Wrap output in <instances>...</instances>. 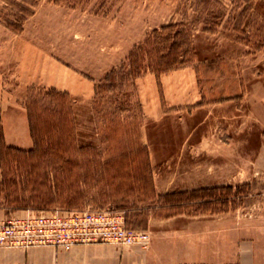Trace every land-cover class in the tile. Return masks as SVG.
I'll return each instance as SVG.
<instances>
[{
    "label": "rangeland",
    "instance_id": "rangeland-1",
    "mask_svg": "<svg viewBox=\"0 0 264 264\" xmlns=\"http://www.w3.org/2000/svg\"><path fill=\"white\" fill-rule=\"evenodd\" d=\"M24 8H27V11L33 10L34 14L23 23V31L18 34L7 28L5 24L7 20L24 17L27 14ZM181 22L185 25L186 31L183 49L187 53L184 58L190 63L193 61L197 64L206 63L215 61L218 57L228 56L234 58L237 56L242 60L244 56L264 58L263 1L0 0V81L4 85L5 94L10 99L25 103L32 88L33 93H36L38 87L28 90L19 87L18 70L22 63H29L28 66L32 67V63L40 64L44 59L57 60L82 76L95 78L98 83L104 81L103 76L113 67L117 70L116 89L98 96L95 102L103 141L100 144L98 140L95 146H87L88 141H94L90 138L92 133L86 123L80 129L79 140L83 145L80 148L84 150L72 152V156L83 163L87 159H93L96 153H102L106 146L113 148L112 151L116 153L122 146L127 148L132 145L131 140H136L138 134L137 126L144 119L138 108L134 80L128 74L129 64L126 59L132 49L143 44L154 29ZM206 25L215 32H204L203 28ZM258 46L262 47L261 51L256 49ZM254 62L251 59L248 63L244 61L241 65L238 63L237 69L245 67L252 71L255 67L258 70L263 68L264 61H260L257 65H254ZM241 74L236 81L227 76L213 86L218 88L219 85L220 88L224 87L234 92L241 82L242 89L244 86ZM251 76L247 78H254ZM99 79L103 80L99 81ZM210 82L212 81H209L207 88L210 87ZM201 117V112L193 116L184 112L166 115L159 124L143 122L147 125L144 130V141L150 147L160 185L170 188L190 183L193 186L205 185L201 183L202 180L201 182L194 180L195 177L193 180L189 179V175L187 178L176 179V176L180 174L184 176L185 173L190 175L196 173L195 175L201 176L198 168L204 160H200L199 155L189 154L183 148L188 133L191 132L189 137L192 140L200 137L201 127L192 128ZM121 119L124 122L123 134L122 131L115 130L117 122ZM253 130L243 128L241 132V144L238 146L244 158L259 146V131L254 134ZM115 131L117 134H113ZM107 135H110V138ZM118 137L124 139V145L116 143L120 139ZM180 154L181 157L178 159L177 156ZM204 163L216 166L218 162L209 160ZM54 165L55 160L50 154L35 160L23 159L16 153L6 155L0 163V206L3 208L1 214L14 213L16 208L24 207L30 208L25 211L41 212L42 210L31 209L39 208L42 204L31 197V192L47 191V188L41 186L45 184V172L42 168L52 170ZM241 165L242 169L251 166L246 160H242ZM35 167L40 168L39 176L30 179L29 172ZM213 171H209V182L205 185L207 187L199 186L194 191L218 189L212 193L218 196V200L211 205L205 204L201 209L186 207V213L192 212L193 215H198L201 211L203 213L207 211L210 231L220 223L216 221L218 218L226 216L234 219L235 222L240 223L242 237L255 238L264 249V178L241 176L234 181L231 177L216 176ZM35 180L36 182L33 183ZM51 181H54L52 177ZM77 183L76 185L86 194L85 206L105 207L102 206V202L98 203L95 200L96 193L104 184L87 180H79ZM224 187H230L231 190L221 189ZM201 195L209 194L205 192ZM16 197L19 200H15ZM56 202L58 204H54V208L60 206L62 201L57 199ZM133 206L139 208L131 213L134 215V218H131L133 221L131 227L134 229H138L136 224L144 225L148 211L157 216L165 214L166 211L161 208L149 210L146 201L144 204L135 203ZM110 208L114 209L113 206ZM171 211H184V209H171ZM5 222L6 219L0 221V223Z\"/></svg>",
    "mask_w": 264,
    "mask_h": 264
},
{
    "label": "crops",
    "instance_id": "crops-1",
    "mask_svg": "<svg viewBox=\"0 0 264 264\" xmlns=\"http://www.w3.org/2000/svg\"><path fill=\"white\" fill-rule=\"evenodd\" d=\"M258 1L264 2V0ZM243 58L244 60L237 56L218 57L215 61L198 64L193 61L183 68L161 74L159 77L147 72L134 80V90L139 111L144 118L143 122L159 124L166 115L186 112L193 116L198 112L202 113L201 120L192 128L201 127L200 137L193 141L189 137L190 132L183 142L184 151L195 156L199 155L200 160H204L198 168L201 176L195 175L196 173H191L192 175L185 173L184 176L174 175L176 179L187 178L189 175V179L193 180L195 177L194 180L200 182L202 180L201 183L208 185L209 171L212 170L214 175L231 177L234 181L241 176L264 178V62L261 70L256 67L254 69L256 71H249L245 67L237 69L238 63L241 65L243 61L248 63L252 59L255 61L254 65H257L260 61H264V58L252 56ZM28 64L22 63L23 66L20 65L18 70L19 87L25 90L38 87V89L66 93L71 100L76 145L79 148L83 146L79 142L80 129L86 123L92 133L90 138L94 141H88L87 146H95L98 140L101 144L102 132L93 103L98 83L96 79L82 76L57 60L44 59L40 64L32 63V67ZM113 69L112 67L110 71ZM110 71L103 77L105 78ZM206 73L209 75L204 77ZM240 74L243 76L242 89L241 82L234 92L224 87L220 88L219 85L218 88L213 86L227 76L236 81ZM245 75L247 77L252 75L251 77L254 78H247ZM208 80L212 81L210 82L212 86L210 85L209 88H207ZM143 122L137 126L138 134L135 141L149 152L156 195L190 192L199 186L207 187L193 186L190 181L188 185L171 188L159 184L150 147L144 141V130L147 125ZM121 123L124 129L123 119ZM243 128L254 129V134L259 131L258 148L245 158L242 157L238 146L241 144L240 136ZM0 134L6 147L20 151H30L34 148L24 102L10 99L5 94L2 81H0ZM123 141L124 139L120 138L116 143L122 146ZM123 147L118 149L123 150ZM108 148L106 146L107 150ZM106 149L99 153L98 159L108 160L119 155L117 151L105 152ZM177 157L180 159L181 154ZM209 160H216L218 163L216 166L204 163ZM242 160L250 162L251 166L242 169ZM175 182L177 184V181ZM124 202L126 225L131 227L133 223L131 218H134L131 213L139 210L133 205L144 204V201H139L136 197ZM147 203L149 210L166 209L165 214L160 216L148 211L144 225L136 224L138 229L150 233L151 241L147 248L112 244L78 245L70 249L0 246V264H264V249L255 238L242 237L240 223L235 222L234 219L226 216L218 218L216 221L220 223L210 231L207 211L193 215L192 212L186 213L185 210L172 212L171 209L164 208L157 202ZM119 204V199L113 202L106 201L102 204L105 207L98 208L116 207ZM2 209L0 206V221L25 217L28 213L36 214L35 211L15 210L14 213L2 215Z\"/></svg>",
    "mask_w": 264,
    "mask_h": 264
},
{
    "label": "trees",
    "instance_id": "trees-1",
    "mask_svg": "<svg viewBox=\"0 0 264 264\" xmlns=\"http://www.w3.org/2000/svg\"><path fill=\"white\" fill-rule=\"evenodd\" d=\"M244 1L248 2L249 0ZM24 10L27 11V8ZM33 14L34 11L29 9L24 17L7 20L5 26L19 34L23 31V23ZM184 29L185 25L182 22L164 25L159 29H154L143 44L134 47L126 59L129 64L130 78L135 80L146 72L159 77L161 74L189 65L190 62L184 58L187 53L183 49L186 34ZM203 31L215 32L207 25ZM256 49L261 51L262 47L258 46ZM116 74L117 70H111L104 81L97 84L94 105H96L98 96L116 89ZM24 105L28 112L34 148L30 151H20L6 147L0 134V163L3 162L6 155L11 153L31 160L41 159L49 154L53 156L55 167L52 170L42 168L45 172V184L41 186L47 188V191L34 190L31 192L33 199L42 202L39 208H31L33 210H82L85 207L86 194L76 185L79 180L104 184L96 193L95 200L105 204L106 201L113 202L119 199L120 204L114 209L125 211V215L126 208L123 205L126 203L124 200L136 197L139 201L157 202L167 209L184 210L186 207L201 209L205 204L211 205L218 200V196L212 195L218 189L156 195L147 148L140 146L135 140H131L132 145L129 147L117 150L119 155L113 159H98L99 154L96 153L94 159H87L80 163L79 160L73 158L72 152L76 153L84 148H79L76 145L71 100L66 93L44 89H38L36 93H33L32 88ZM116 125L117 132L123 130L120 120ZM115 132L113 134H117ZM107 137L110 138V135ZM108 149L105 152L113 150L111 147ZM39 173L40 168L35 167L29 172V178L36 179ZM51 177L54 181H51ZM51 182H54L53 186ZM221 189L231 190L230 187ZM205 192L209 195L202 196L201 194ZM18 197L15 200H19ZM57 199L62 202L59 204L60 206L54 208ZM16 210H30V208H16Z\"/></svg>",
    "mask_w": 264,
    "mask_h": 264
},
{
    "label": "built area",
    "instance_id": "built-area-1",
    "mask_svg": "<svg viewBox=\"0 0 264 264\" xmlns=\"http://www.w3.org/2000/svg\"><path fill=\"white\" fill-rule=\"evenodd\" d=\"M148 231L126 225L125 211L88 206L82 210L53 209L0 223V246L9 248L112 244L147 248Z\"/></svg>",
    "mask_w": 264,
    "mask_h": 264
}]
</instances>
